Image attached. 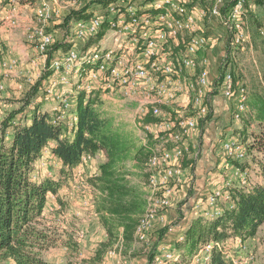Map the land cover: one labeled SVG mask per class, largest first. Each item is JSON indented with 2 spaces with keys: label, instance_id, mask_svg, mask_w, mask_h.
Wrapping results in <instances>:
<instances>
[{
  "label": "built area",
  "instance_id": "2783aa9c",
  "mask_svg": "<svg viewBox=\"0 0 264 264\" xmlns=\"http://www.w3.org/2000/svg\"><path fill=\"white\" fill-rule=\"evenodd\" d=\"M94 1L0 0V10L7 9L4 23L15 33L22 26L21 8L28 6L33 9L32 22L25 26L27 40L48 59L56 46L57 50L61 48L50 26L57 23L64 28L62 40L68 50L50 59L48 70L52 72L41 89L45 100L52 104L50 121L54 126H62L66 133L76 130L81 94L86 96L84 103L90 96L100 93L101 100L104 97L118 98L138 105L135 121L146 134L142 147L148 150L149 157L145 167L147 183L143 188L147 205L136 228L135 248L151 239L155 226L164 221L181 186L187 182L192 185L193 182L184 169L183 161L193 154L191 133L198 128L199 120L208 118L212 111L208 92L211 84L206 68L208 59H200V53L209 49L211 41L198 29L197 19H222L229 32L230 50L235 52L244 49L249 39L244 30L247 28L248 2L213 0L209 8H198L200 0H114L92 4ZM227 8L228 12L224 14ZM74 12H83L82 15L89 14L90 17L75 19ZM33 64L38 65L36 61ZM17 65L16 60H2L1 57L3 77L9 78ZM192 73L195 75L191 77ZM27 81L30 83L33 79ZM4 90L5 85L0 83V94ZM220 90L226 99L235 103L233 116L236 121H241L249 109V92L235 81L230 67ZM182 96L188 98L186 106L180 105ZM172 106L176 107L174 112L164 110V107ZM148 115L153 116L154 123L145 122ZM22 119L17 117L13 125ZM223 152L232 176L223 187L216 188L203 202L195 205L197 219L211 221L222 217L227 210L235 207L233 188H252L251 171L231 164L237 162L241 165L248 159L246 146L236 139H226ZM44 157L54 160V167L58 166L57 161H61L45 148L32 173L34 182L54 179V168H50L52 163L47 167L43 164ZM93 160L92 156L85 155L72 180L81 183L79 186H89L91 198L81 202L82 209L90 208L93 217L97 218L96 196L99 193L88 180L98 176V172L89 170ZM89 174L92 177L86 179ZM234 182L238 186L234 187ZM74 189L79 190L76 186ZM50 201H54L55 205L51 206ZM46 210L57 211L63 216L67 214L58 194L49 195ZM77 236L78 242L83 241L85 230L80 229ZM185 239L186 232L182 231L177 242L182 243ZM231 243L238 246L240 253L248 250L241 238L233 242H212L203 246L191 263L210 264L213 251L218 249L228 262L243 264L240 257L235 259L227 250ZM125 249L127 247L120 237L106 254L103 264L121 258ZM153 250L154 264H180L184 259L182 251L176 247L170 249L158 245ZM254 259L250 254L245 263Z\"/></svg>",
  "mask_w": 264,
  "mask_h": 264
},
{
  "label": "trees",
  "instance_id": "16d2710c",
  "mask_svg": "<svg viewBox=\"0 0 264 264\" xmlns=\"http://www.w3.org/2000/svg\"><path fill=\"white\" fill-rule=\"evenodd\" d=\"M111 1L114 0L98 2ZM261 4L264 1L257 0V5ZM82 13L74 12L72 15L75 19L90 17ZM250 15L248 20L251 26L254 24L256 29L261 27L259 18L251 12ZM5 50L2 46L0 58ZM226 67L222 70L219 87L228 70ZM50 74L48 71L42 76L34 86V91L38 92ZM85 98V94L79 97L80 116L74 139L68 137L62 126H54L50 116L39 112L38 108L33 110L29 122L23 120L14 126L13 122L17 118L14 114L3 121L0 129V264H50L44 260L41 252L50 245L51 238L39 228L45 216L48 197L50 194L57 195L63 183L72 179L85 155L96 158L103 153L106 158V162L100 165L98 176L88 179L99 193L97 212L108 234V240L99 245L93 260L102 263L120 237L128 248L134 243L139 219L147 205L146 193L142 187L126 179L122 168L128 158H132L138 168L146 167L149 152L140 147L134 155L130 153V147L114 131L112 123L98 111L97 107L102 102L100 93L90 96L87 103H84ZM26 105L31 104L28 101ZM247 106L249 109L241 118L244 126L239 131L240 136L249 155L254 150L264 154V77L263 88L249 94ZM145 122L154 123L155 119L148 115ZM252 125L257 130H253ZM51 142H55L52 153L63 162L61 179L34 182L32 173L35 164ZM252 158L264 179V158ZM239 166L242 167V164ZM232 198L234 209L227 210L215 220L199 218L194 221L186 231L185 241L177 242L176 248L184 250L188 258H193L203 246L212 242L254 238L264 225V183L254 184L249 190L234 188ZM60 203L64 206L62 201ZM164 233H161V238ZM73 246L77 247V243ZM149 259L152 263L154 254ZM187 264L192 263L189 261ZM210 264L233 263L228 262L221 251L215 249Z\"/></svg>",
  "mask_w": 264,
  "mask_h": 264
},
{
  "label": "crops",
  "instance_id": "0c3cea01",
  "mask_svg": "<svg viewBox=\"0 0 264 264\" xmlns=\"http://www.w3.org/2000/svg\"><path fill=\"white\" fill-rule=\"evenodd\" d=\"M226 1L229 2V0ZM247 2L248 9L251 10L253 6L256 7L257 5V0H247ZM212 4L213 0H200V7L198 8H209ZM7 12L8 11L5 7L3 10H0V46H4L6 49L3 53L2 60H16L18 65L15 67L12 74L10 73L11 76H9V78L3 77L2 71H0V83L5 85V90L0 94V98H2L3 94H5L6 98H8L10 94H14L13 90H18L19 95L27 94L31 90V87L35 86L45 73L48 71L52 72L50 69L48 70V67L50 66V59L55 58L62 51L65 52L68 50V47L63 45L62 40L64 28L62 25L53 23V25L50 26V31L54 32L56 35L58 44L61 48L59 50L54 49L53 53L50 54V59H48L34 49L27 40L25 26L31 24L32 22L33 9L28 6H23V8H21L20 13H22V16L20 17V21L22 26L21 28L16 29V34L14 35L4 23V18L7 15ZM227 12L228 8L224 10V14ZM197 24L200 32L205 34L211 41L209 49L200 53V59H208L206 68L209 71V80L211 84V87L208 89L212 100L211 115L208 117L209 119L206 118L199 120L198 128L190 135L193 154L184 159L183 166L186 173L190 174L192 177V185L187 182L181 186L174 198L171 209L167 211L164 217V221L161 223L159 222L155 226L154 234L151 239L147 243L140 244L141 246L159 244V247L175 248L180 233L182 231L186 232L192 223L197 220V217L195 216V205L199 204V202H203L216 188L223 187L225 182L228 181V178H231L232 176L231 168H228L226 165V162L228 161L223 152V142L226 139H236L233 135L237 132V130V135L240 136L239 131L244 125H241L240 122L236 120V123L232 125L231 118L234 117L233 114L236 108L235 103L224 97L219 87V80L222 70L225 68L222 67L223 69L220 71L223 57L226 58L227 55H230V57L232 55L234 57L237 53L230 50L229 32L225 28L222 19L211 17L206 19L198 18ZM33 61H36L38 65L34 66ZM202 67L204 68V66ZM193 75H195V73H192L190 76L192 77ZM29 78L33 79L30 83L27 81ZM44 85L45 80L40 86L37 96L34 100H32L30 107H28V109L26 108V110L18 116L19 119L23 118L22 121L27 120L29 122L33 110L37 108L39 112L43 114L46 113L50 117L53 116L52 104L47 102L41 93V89ZM8 89H12V91L9 93ZM105 99H108V97H104L102 100L105 101ZM179 102L180 105L186 106L188 98L186 96H182ZM164 108L167 111L171 110L170 112H174L176 107L172 106ZM207 119L209 121H207L204 125ZM252 129L257 130L255 125H252ZM74 133L75 130H70L67 132V135L71 139H74ZM54 146L55 142H51L46 149L52 153V148ZM140 147H142V145ZM99 156L102 155L98 154L91 163L89 170L92 173L98 172L100 165L106 162V158L103 157L101 158V162L98 164L97 159ZM253 156L264 158L263 153H258L254 150L249 155V159H247L244 163H241L243 169L245 168L251 171L252 187L254 184L264 183V179L259 173L260 171L258 166L250 161V158ZM56 163L58 166L54 168L53 181H59L61 179V170L63 168L62 161H57ZM253 168L256 169L255 182L252 180V176L254 174L252 171L254 170ZM70 179L64 182L63 187L58 193L60 201H62L66 207L65 213L67 214L64 218L69 220V218H72L73 216L76 217L82 225L81 228L85 230L86 237H91V240L98 243L102 240V238L108 240V234H104L101 231V222L99 217L94 218L91 213L90 220L92 221L88 223L87 219L84 220L82 217V215L86 216L88 212L83 214L85 210L82 209L81 202L84 199L91 198V193L84 194V192L80 190L66 188V183L71 182ZM96 197L98 198V195ZM184 202L186 203L184 204ZM49 204L53 206L55 205V202L50 201ZM187 206H189L190 210L188 209V211L185 212ZM80 211L81 214L78 216ZM45 214L54 216L53 214H49V210H46ZM184 228L185 230H182ZM163 231H165V233L161 238L160 235ZM166 231H168V233ZM233 240L235 239H232V242ZM231 244L233 245V243ZM127 249H129V253L133 250L135 255H142V257L136 256L137 258H135L136 262L137 259H139L137 262L138 264L144 262L148 264L146 257L150 252L149 247L146 249H139L137 246L134 248V245L132 244L131 247H127ZM113 261L114 260H109V264H113Z\"/></svg>",
  "mask_w": 264,
  "mask_h": 264
},
{
  "label": "rangeland",
  "instance_id": "374dc122",
  "mask_svg": "<svg viewBox=\"0 0 264 264\" xmlns=\"http://www.w3.org/2000/svg\"><path fill=\"white\" fill-rule=\"evenodd\" d=\"M98 1H102V0H96V2H92V4H98L99 3ZM250 12L259 18L261 27L256 29V27H253L254 24L253 26H251L249 20H247V28H245L244 30L248 34L249 39L245 43L244 49H239V51L236 50L235 52L237 53V55L234 57L232 55L231 57L229 55L228 58L223 57L222 59L223 62L220 67L221 68L220 71L223 69L222 67H226V66L230 67L231 73L233 74L235 81L238 84L240 83L244 85L248 90L249 94L251 95L255 90H260L263 88L264 4L256 5V7L253 6L252 10L249 9L248 19H250L249 17L251 16ZM12 34L14 35L16 33H12ZM253 35L255 37L254 38L255 40H253ZM8 91L10 93L12 89H8ZM13 92L14 94H10L8 98H6L5 94H3L2 98H0V129L6 117H9V115L11 114L17 115L16 117H18L26 107L27 109L28 107H30V105L29 106L27 105L24 106V105L28 101L31 104L32 100H34L35 97L37 96V90L34 91V86L31 87V90L27 94L19 95L18 90H13ZM101 101L102 102L99 103V106L97 107L98 111L102 114L104 118H106L107 120H109L110 123H112L114 131L124 139L125 144H127V146L130 147V153L134 155L135 152L142 145V139L145 138L146 135L139 128L138 122L135 121L137 118L136 108L138 107V105H136V102H131V101L123 102L122 99H118V98H108L105 99V101L104 100ZM164 110L166 109L164 108ZM208 119L205 121L204 125L206 124L207 121H209ZM238 122H240V124L243 125V120ZM231 123L232 125L236 123L234 117L231 118ZM237 133L238 130L237 132L234 133L233 136L236 138V140L244 144V142L242 141V137L238 136ZM100 154L102 156H99L100 158L98 157L97 159L98 164L101 162V158L105 157L103 153ZM42 160H43V164L45 165L47 164V167L52 163V166H50V168H56L53 166L54 160H51L48 157H44V159ZM250 161H253L252 157L250 158ZM231 164L234 166H239L237 162H232ZM47 167H45V169ZM252 171L254 172L252 176V180L255 182L256 169ZM122 173H124L126 179H128L133 185L142 188L145 187V184L147 183V174L145 172V166L142 167L140 166L138 168L137 165L134 164V162H132V158H128L124 161ZM89 177L92 176H90L89 174V176L86 177V179H88ZM72 179H70L71 182L66 183L67 184L66 188L73 189L74 186H76V188H79V190L84 192V194H90L88 191L89 186H83V185L79 186L81 183H76ZM235 186H238V183L234 182V187ZM185 203L186 202H184V204ZM63 207L64 209L66 208L65 205ZM81 207H82V203H81ZM188 209L189 206L186 207L185 212L188 211ZM79 213H81V211ZM84 213H87V215L86 216L82 215L83 219L84 220L87 219V223L92 221L90 220V215L92 213L90 211V208L85 209L83 214ZM49 214H53L54 216L45 214L39 226V228L43 230L48 235V237L51 238V242H49L50 245L44 251L41 252V255L45 261H47L50 264H103V262L102 263L95 262L93 260V257L95 256L96 251L99 248V245L107 241V239L102 238V240H100V242L98 243L94 240H91V237L89 238V236H87L86 239H84L81 242H78L77 233L79 232L80 229H82L81 228L82 225L79 222V220H77L76 217L73 216L72 218H69V220H66V218H64V216L57 211L49 212ZM100 227H101V231L104 234H107V231L102 224ZM182 230H185V228ZM166 232L168 233V231ZM117 233H119V231H117ZM244 242L248 248L247 252L240 253L238 246H235L234 243L233 245L231 244L230 246H228L227 250L230 252L232 256L235 257V259H237L236 258L237 256L240 257L239 260L240 261L242 260L243 264H264V225L258 230V233L254 238L245 240ZM74 243L75 244L77 243V247L73 246ZM137 247L139 249H143V248L146 249L149 247L150 250L151 249L153 250L156 246L138 245ZM128 251L129 249H125L121 258L111 259L114 260L112 263L136 264L139 261V259H137L136 262L135 258L140 256L142 257L141 254L135 255L134 253H129ZM154 251L155 250L149 252L146 257L148 264H154V262L152 263L149 262L150 260L149 257L154 253ZM179 251H182L184 257L183 261L180 264H187L189 261H191L190 259L192 258L190 257L188 258L185 252H183L184 250L180 249ZM250 254H253V256L255 257L254 261H249L245 263L247 257ZM141 264H146V263L144 262Z\"/></svg>",
  "mask_w": 264,
  "mask_h": 264
}]
</instances>
